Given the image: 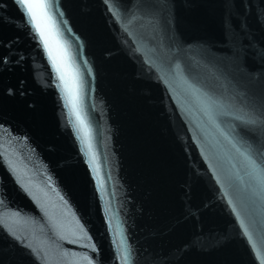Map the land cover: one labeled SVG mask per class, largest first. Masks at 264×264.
Wrapping results in <instances>:
<instances>
[{
  "label": "water",
  "instance_id": "95a60500",
  "mask_svg": "<svg viewBox=\"0 0 264 264\" xmlns=\"http://www.w3.org/2000/svg\"><path fill=\"white\" fill-rule=\"evenodd\" d=\"M51 10L92 150L0 0V264H264V0Z\"/></svg>",
  "mask_w": 264,
  "mask_h": 264
},
{
  "label": "snow or ice",
  "instance_id": "6c2138e0",
  "mask_svg": "<svg viewBox=\"0 0 264 264\" xmlns=\"http://www.w3.org/2000/svg\"><path fill=\"white\" fill-rule=\"evenodd\" d=\"M16 3L23 6L28 22L52 60L53 67L63 84L62 92L67 101L66 106L71 105L70 115L74 114L76 117V123L73 126L83 133L81 142L86 145L90 153L92 150L91 129L81 116L83 84L78 82V74L77 76L70 74L67 60L70 58L71 53H69L66 44L59 39L61 33L57 27L56 14L51 10V0H16ZM93 159H95L94 155ZM250 162L253 163L255 169V162ZM241 224L243 225V221H241ZM245 232H247V228H245Z\"/></svg>",
  "mask_w": 264,
  "mask_h": 264
}]
</instances>
